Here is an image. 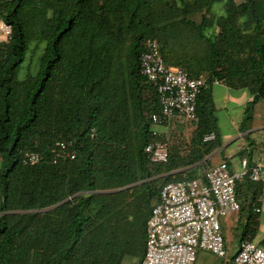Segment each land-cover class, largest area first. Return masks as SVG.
Returning <instances> with one entry per match:
<instances>
[{
	"label": "trees",
	"instance_id": "16d2710c",
	"mask_svg": "<svg viewBox=\"0 0 264 264\" xmlns=\"http://www.w3.org/2000/svg\"><path fill=\"white\" fill-rule=\"evenodd\" d=\"M0 19L12 25L0 42V264L141 262L163 186L197 177L174 171L205 166L223 145L210 79L189 151L147 160L145 145L162 136L149 120L160 105L141 71L146 42L156 39L165 63L190 77L223 75L247 90L246 131L264 101V0H0ZM35 42L44 45L38 66L20 76ZM210 132L216 139L204 142ZM59 141L75 159L54 163ZM27 150L42 161L25 164ZM263 189L249 174L238 183L239 247H264Z\"/></svg>",
	"mask_w": 264,
	"mask_h": 264
},
{
	"label": "built area",
	"instance_id": "2783aa9c",
	"mask_svg": "<svg viewBox=\"0 0 264 264\" xmlns=\"http://www.w3.org/2000/svg\"><path fill=\"white\" fill-rule=\"evenodd\" d=\"M11 35L12 25L0 19V42H8ZM146 46L140 60L141 71L153 85L160 105L158 112L149 115L154 135L162 136L158 127L173 120L195 124L198 97L208 87L210 79L213 85H223L225 77H190L185 68L165 63L156 39H148ZM216 137L215 132H210L203 140L211 142ZM54 151V163L76 157V152L70 150L65 141L57 142ZM170 153L168 136L150 141L144 147V154L151 163H167ZM23 158L25 164L37 165L43 156L38 151L27 150ZM242 167V172L234 173L229 163L222 161L195 178L166 183L148 219L146 249L139 264H195L201 251L226 257L220 217L240 212L237 186L247 174L254 182H264V161L250 165L247 159H242ZM257 202H264V189ZM255 211L261 213L262 207L255 206ZM234 261L235 264H264V247L243 241Z\"/></svg>",
	"mask_w": 264,
	"mask_h": 264
},
{
	"label": "crops",
	"instance_id": "0c3cea01",
	"mask_svg": "<svg viewBox=\"0 0 264 264\" xmlns=\"http://www.w3.org/2000/svg\"><path fill=\"white\" fill-rule=\"evenodd\" d=\"M212 91H213L214 101H215V105H216V114L218 117L219 130L222 134L223 145L220 148H218L217 150H215L213 153H211L209 155V157H207L208 162L206 163L205 166L198 167L200 164L203 163V162H201L200 164H197L194 166L180 168V169L174 171L175 173L186 171V170H192L194 172V175L199 176V175H202V173L208 167L217 165V164L221 163L222 161H226V160L229 162V166L231 168V171L235 173V172H242L243 171L242 159H247L248 163L250 165L258 164V163H261L262 161H264V145L258 146V147L257 146L253 147V146H250L251 144H248V142H247V136L248 135L252 134L255 131L264 129V126L259 127V128L248 127V129L246 131H242L240 128V124H241V122L245 116V107L251 99L250 93L245 89L231 88L227 84L213 85ZM219 110H221V111L224 110L225 115L228 116V118L231 120V122H233L234 126H233V129L231 131H226L220 127L219 116H218ZM263 110H264V101H261V102L257 103L255 108H254L253 118L256 115L257 116L260 115L261 112H263ZM237 123L239 124V126H237L238 125ZM195 129H196V123L192 124V123H186V122H182V121H178V120H173L169 124L158 127L157 131L159 132L160 135L165 137L168 135L172 136V131L174 132V130H176L178 132V137L177 138L175 137L176 139H180V138L183 139L182 135H185L184 138L191 139ZM240 138H242V139L237 144L236 147L238 148V147L248 146L247 149L242 148L239 152L241 170L239 169V166H237V164L234 162V160H232L233 156L235 154V149L232 148L231 150H228L229 145L231 143H233L234 141L239 140ZM250 139L253 141L252 136H250ZM254 148H256V149H254ZM259 206L262 207V212H261V219H262L263 214H264V202L261 203ZM239 216H241L240 221H244L245 214H243V215L240 214ZM239 224H240V222L237 223L238 226H239ZM223 228H224V226H223ZM262 239H264V236L257 239V242H259ZM126 259H130V258L128 257ZM197 261H198V259H197ZM139 263H140V257H137L133 264H139Z\"/></svg>",
	"mask_w": 264,
	"mask_h": 264
},
{
	"label": "rangeland",
	"instance_id": "374dc122",
	"mask_svg": "<svg viewBox=\"0 0 264 264\" xmlns=\"http://www.w3.org/2000/svg\"><path fill=\"white\" fill-rule=\"evenodd\" d=\"M239 1V0H238ZM214 11L218 14H224V3L219 2L214 5ZM44 45L43 44H38V43H33L31 46V49L29 51L28 57L26 62L23 65L22 70L20 71V76L28 70V69H34L35 67L38 66L42 51H43ZM36 69V68H35ZM254 114V111H253ZM218 116H219V124L220 127L223 128L226 131H231L233 129V122L228 118V116L225 115L224 110H219L218 111ZM243 120L240 124V128L242 126ZM238 124V123H237ZM248 127H253V128H259L264 126V110L261 112L260 115L254 116L252 120H250L247 123ZM239 126V124L237 125ZM174 130L172 131V136L168 135L170 143H171V148L177 149L180 152H187L189 151V146L191 143V139L184 138L185 135L183 136V139H176L178 137V132ZM225 131V132H226ZM174 135V136H173ZM250 136L253 137V141L250 139ZM176 137V138H175ZM180 137V136H179ZM166 138V136L164 137ZM175 138V139H174ZM242 138H240L237 141H234L231 143L228 147V150H231L232 148L235 149V154L233 156L234 162L239 166V169L241 170V163H240V150L242 148L247 149L248 146L245 147H236L237 144L241 141ZM229 140V139H228ZM232 140V139H231ZM247 142L248 144H251L250 146L253 147H258V146H263L264 145V129L258 130L253 132L252 134L247 136ZM257 144V145H256ZM256 149V148H254ZM0 168H1V156H0ZM240 214H231V215H225L220 217V221L222 222V225L224 226L223 228V233L225 235V247L227 251L226 257H218L216 254L211 253V252H206V251H201L198 255V261L196 264H232V263H227L230 259L231 256L236 254L238 250V237H239V232L238 230V225L237 223L240 222L241 216ZM264 236V214L261 219V225H260V232L258 239ZM135 261L134 258L130 259H125L123 261V264H133ZM223 261V262H221Z\"/></svg>",
	"mask_w": 264,
	"mask_h": 264
},
{
	"label": "water",
	"instance_id": "95a60500",
	"mask_svg": "<svg viewBox=\"0 0 264 264\" xmlns=\"http://www.w3.org/2000/svg\"><path fill=\"white\" fill-rule=\"evenodd\" d=\"M132 186H128V187H125L123 189H127V188L132 187ZM123 189H120V190H123ZM117 191H119V190H115V191H105V193H112V192H117Z\"/></svg>",
	"mask_w": 264,
	"mask_h": 264
}]
</instances>
